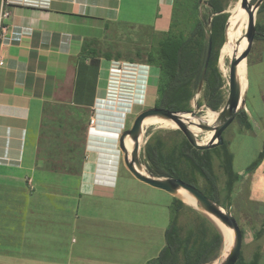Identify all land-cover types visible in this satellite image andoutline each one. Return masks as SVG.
Here are the masks:
<instances>
[{
    "label": "crops",
    "instance_id": "crops-1",
    "mask_svg": "<svg viewBox=\"0 0 264 264\" xmlns=\"http://www.w3.org/2000/svg\"><path fill=\"white\" fill-rule=\"evenodd\" d=\"M174 1L52 0L46 10L10 9L8 31L0 38V264H146L159 255L171 195L165 199L167 192L157 189L162 192L148 190L151 197L148 192L145 197L141 184L119 180L121 168L129 172L118 144L132 105L101 101L106 87L101 63L91 66L80 54L89 47L100 62L116 58L99 50L107 47L106 36L113 41L125 29L137 37L143 29L166 31ZM260 20L264 23V10ZM260 53L257 64L245 60L244 111L252 129L235 124L238 135L232 140L242 179L233 204L239 217L231 213L244 224L246 257L264 223V153L248 169L264 152V47ZM152 68L142 97L147 90L156 96L158 69ZM75 90H95L92 102H84L90 104L89 117L97 108V121L81 133L85 158L81 171L72 174L50 169L57 163L45 147L50 135L42 132L52 120V105L73 101Z\"/></svg>",
    "mask_w": 264,
    "mask_h": 264
},
{
    "label": "trees",
    "instance_id": "trees-1",
    "mask_svg": "<svg viewBox=\"0 0 264 264\" xmlns=\"http://www.w3.org/2000/svg\"><path fill=\"white\" fill-rule=\"evenodd\" d=\"M203 8V11L201 10ZM225 0H175L174 10L169 28L164 32H156L152 28L140 30L142 34L153 35L144 47L145 64L158 69L155 107L173 111H191L192 100L198 94L197 106H205L219 110L227 93V79L218 66L221 47L225 43V23L228 14ZM264 10V1L260 5L256 19L254 42H264V23L260 15ZM211 37L212 51L209 59L203 88L198 93L200 74L207 54L208 40ZM252 51V50H251ZM251 51L248 54L251 61ZM89 57L92 65H99L97 51L87 48L80 54ZM119 57V56H118ZM97 72V70H96ZM95 90H75L73 101L55 103L50 111H55L56 126L49 121L44 136L50 140L55 152L63 146L67 158L63 163L55 164L51 170L77 174L83 166L84 137L82 131L88 125V110ZM47 109H44V116ZM241 130L250 131L252 123L245 111L233 121ZM47 124V122H44ZM55 129H58L56 131ZM60 131V132H59ZM73 132L72 138L65 141L64 133ZM238 135V133H237ZM56 139V140H55ZM223 143L209 149H196L188 142L178 129L168 136L154 133L148 139L142 161L147 171L158 177L180 178L198 187L205 195L229 210L236 204V186L242 176L234 164V154L229 143ZM58 142V143H57ZM55 146V147H54ZM261 152L257 159L248 167L254 169L263 157ZM189 208L177 197L171 198L170 222L165 230V244L159 255L146 264H206L214 261L223 248V236L216 224L208 217L195 212V217L185 224H180V216L184 209ZM257 211L258 208L254 207ZM242 235L244 230L240 226ZM264 223L254 234L252 252L246 257L244 246L236 264H264L262 239Z\"/></svg>",
    "mask_w": 264,
    "mask_h": 264
},
{
    "label": "water",
    "instance_id": "water-1",
    "mask_svg": "<svg viewBox=\"0 0 264 264\" xmlns=\"http://www.w3.org/2000/svg\"><path fill=\"white\" fill-rule=\"evenodd\" d=\"M263 1L264 0H240V6L247 12V23L244 34L246 45L240 53L235 51L231 55L227 78V93L223 105L219 110L208 108V111L215 114V119L212 124L201 119L202 116L199 115V111L195 109L187 112H180L153 106L139 112L132 121L131 126L124 130L119 137L118 146L123 154V162L129 172L136 179L151 187L165 191L171 196L179 199L181 198L178 196V192L184 191L187 196L195 200L197 208L214 221L222 233L223 244L229 239V235L218 222L232 230L233 237L229 251L225 255L223 254L220 259L216 258V261L214 260L206 264H236L240 257L243 243L240 225L230 210L205 195L198 187L189 184L180 178L153 176L147 171L146 167L145 173L142 172L144 166L142 158H140V139H142L143 134L142 124L144 119L148 117L169 120L175 124L176 128L182 132L191 146L196 149L204 150L222 145L224 141V131L231 123H233L235 118L245 110L246 101L245 94L242 90L239 64L247 59L248 54L251 51L256 33V16ZM200 2H202V0H200ZM226 38L227 35L225 33V41ZM211 51L212 41L211 37H209L207 54L198 83V93H200L203 88ZM189 125L197 127L201 132L212 133L210 139L206 143H199L196 135L189 128ZM127 139L131 142V148H128L126 144Z\"/></svg>",
    "mask_w": 264,
    "mask_h": 264
},
{
    "label": "rangeland",
    "instance_id": "rangeland-1",
    "mask_svg": "<svg viewBox=\"0 0 264 264\" xmlns=\"http://www.w3.org/2000/svg\"><path fill=\"white\" fill-rule=\"evenodd\" d=\"M239 2H240V0H225L226 8H225V10L223 12L227 13L228 16H227V20H226V23H225L224 35H225V33L227 35V30L229 29V25H230V19L235 15V8H236V6H237V4ZM200 3H203V0ZM236 9L239 10L238 6H237ZM201 10L203 11V8H201ZM256 19H257V16H256ZM244 27L242 28L243 34H245V29H246V27L245 28ZM120 29L122 30V27H120ZM120 29H119V31H120ZM125 30L127 32L125 31V33H124L123 30H122L120 32L121 36H118L113 41L111 39H109V37L106 36L105 44L107 45V47L101 46L99 50L101 51V53L104 52V51H108V52H110L112 54L113 57H116L118 59L137 61V62L144 63L145 59H146V54L144 52V47L149 42L150 38L153 37V35L148 34V32H145L146 34H142V37L140 39L142 31L138 32V37H137L136 34L134 33V31L132 32V31L127 30V29H125ZM130 34H131V36H130ZM263 43L264 42L255 41L252 44L251 59H252L254 64H257V63H259L261 61L262 53H260V51L262 52V49L264 47ZM236 44H238V42H236ZM221 49H222V47H221ZM236 50L237 49L234 48L233 52H235ZM117 53H119V55ZM220 54H221V50L219 52L218 66H219L220 70L222 71L224 77L227 79L228 78L229 61H230L231 56L230 57L229 56H225L224 58H222ZM100 63L101 64H100L99 75L103 79L104 85H106V80H107L106 78L109 75V73H108L109 59L107 57H103V58H101V62ZM155 70H156V67L152 68V72L155 71ZM153 92H149V90H147V95H146L147 97H145V96L142 97V95H140L139 98H141V99H138V103L137 104L136 103L132 104V108H131L132 114L130 115V117L127 120V125H126L127 128L131 126L132 121L134 120L135 116L139 112H141L142 110H144L146 108L153 107V104H154L156 96H155V94H152V95L149 94V93H153ZM199 97H200V95H198V94L195 96V98L191 102V106L193 107V109L199 111L198 112L199 115L203 116V115H205V113L208 112V107H205L204 105L200 106V107L197 106V100L199 99ZM143 98H144V100H142ZM69 100L71 101V99H69ZM69 100H67V99L60 100V102H58V103H66L67 104V103L70 102ZM89 114H90V109L88 110V118H89ZM49 118L53 119L54 121L57 120V116L55 115V111L49 112ZM55 123H57V122H52V124H50V125L56 126ZM235 124L236 123H231L229 125V127L223 133V138L229 143L228 145H229L231 151L233 152L234 156L236 157L237 148L233 149L234 146L232 144L233 138H235L237 136V133H238L237 129H235ZM86 126H87V124H86ZM176 129L177 128L173 127V126H166V127L165 126H160V125L144 126L142 128L143 134H142V140H141V143H140V146H141L140 158L143 157L144 147H145L148 139L150 138V136L152 134L160 133L163 136H168V133L171 134ZM55 130L58 131V129H55ZM72 135H73V132L69 131L68 133H64L63 137L65 138V141L68 142L69 139H73ZM43 140L45 142V137H44ZM45 147H46V150L49 149V151H50L51 148H53L52 144H50V140H47V143H45ZM55 148H56L55 152L51 151V155L53 157V161L56 162L57 164H61V163H63V160L65 158H67V155L64 153L65 150H64L63 146L61 147V149H59L57 147H55ZM242 159H243V154L237 157V160H238L239 164H241ZM142 163H143V161H142ZM143 165H144V163H143ZM118 178H119L120 181H124L127 178V179H129V182H132V183H135V184H137V183L141 184L142 190L144 189L143 191L140 192V195H142V196H145V192H148V190L152 191L153 193L162 192V191H158L157 189H153L152 187H150L148 185H145L144 183H141V182L137 181L124 168H121V172L118 173ZM130 180H132V181H130ZM153 190H155V192ZM163 194H164V198L165 199L167 197H169V194H167V193H163ZM180 195H182V194H180ZM148 197H151L150 193H149ZM171 198H172V196H171ZM185 201H186L185 204L187 206H189L191 209L186 208V209L183 210V212H182V214L180 216V219H179L180 220V224H185L186 222L191 221V219H193L195 217L194 211L198 212V213H200V214H202V215H204L206 217H208L205 213H203V211H201L199 208H197L196 204H192L191 202H189L187 200H185ZM229 210L232 213H234L237 218L239 217V214L238 213L236 214V210H239V209L236 208L234 205H232L229 208ZM209 219L212 220L211 218H209ZM240 219L242 220V215L240 216ZM239 223H240L239 225L241 227L244 225L242 222H239ZM261 241H264V238ZM226 253H224V249L222 248V250L220 252V255L217 257V259L218 258L220 259L223 256V254L225 255Z\"/></svg>",
    "mask_w": 264,
    "mask_h": 264
},
{
    "label": "built area",
    "instance_id": "built-area-1",
    "mask_svg": "<svg viewBox=\"0 0 264 264\" xmlns=\"http://www.w3.org/2000/svg\"><path fill=\"white\" fill-rule=\"evenodd\" d=\"M52 0H0V38L5 36L8 31L6 20L10 16V9L14 7H25L38 10H46L51 7ZM4 63L0 59V65ZM149 65L130 60L118 58L109 59V69L107 84L101 101L122 103L132 105L138 103L140 90L146 86L149 76ZM144 96V95H143ZM97 108H92V114L89 117V126L94 127L97 119Z\"/></svg>",
    "mask_w": 264,
    "mask_h": 264
},
{
    "label": "bare ground",
    "instance_id": "bare-ground-1",
    "mask_svg": "<svg viewBox=\"0 0 264 264\" xmlns=\"http://www.w3.org/2000/svg\"><path fill=\"white\" fill-rule=\"evenodd\" d=\"M237 6H238L239 10L236 9ZM237 6L235 8V15L230 19L229 29L227 30V38H226V41L223 44L222 49H221L220 55L222 58H224L225 56L230 57L234 53L233 52L234 48L237 49L236 50L237 53H240L246 45V40L244 38L242 28L244 26L246 27L247 12L244 9H242V7L240 6V2L237 4ZM236 42H238V44H236ZM239 71H240V79L242 80V84H243L244 79H245L244 86L242 88V90L244 91L246 88V78H245V76H246V64H245V61H242L239 64ZM201 119H204L207 123L212 124L214 122V119H215V114L208 111L207 113H205V115L202 116ZM149 125L176 127L172 121L164 120V119H160V118H155V117H148V118L144 119L142 127L149 126ZM189 128L194 132L199 143H206L211 137L212 133L201 132L200 129H198L197 127H195L193 125H189ZM141 140L142 139H140V143H141ZM126 144H127L128 148H131V142L129 139L126 140ZM142 172L145 173V167L144 166L142 168ZM178 193H179L178 196L183 201L187 200V201L191 202L192 204H196L195 200L193 198H190L189 196H187L184 193V191H179ZM180 194H182V195H180ZM218 223L224 229V231L226 233H228V235H229V239H227L226 242L223 244L224 245L223 246L224 253H226L229 251V249L231 247L233 232L231 229L225 227L220 222H218Z\"/></svg>",
    "mask_w": 264,
    "mask_h": 264
},
{
    "label": "flooded vegetation",
    "instance_id": "flooded-vegetation-1",
    "mask_svg": "<svg viewBox=\"0 0 264 264\" xmlns=\"http://www.w3.org/2000/svg\"><path fill=\"white\" fill-rule=\"evenodd\" d=\"M153 106H154V104H153Z\"/></svg>",
    "mask_w": 264,
    "mask_h": 264
}]
</instances>
